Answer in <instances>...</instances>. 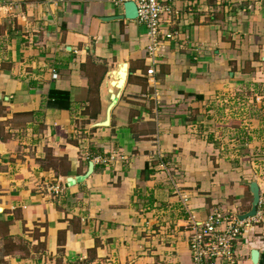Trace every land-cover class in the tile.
Returning <instances> with one entry per match:
<instances>
[{
  "label": "crops",
  "instance_id": "obj_1",
  "mask_svg": "<svg viewBox=\"0 0 264 264\" xmlns=\"http://www.w3.org/2000/svg\"><path fill=\"white\" fill-rule=\"evenodd\" d=\"M168 4L147 76L124 3L0 0V264H190L189 217L252 182L234 245L264 264V0Z\"/></svg>",
  "mask_w": 264,
  "mask_h": 264
},
{
  "label": "built area",
  "instance_id": "obj_2",
  "mask_svg": "<svg viewBox=\"0 0 264 264\" xmlns=\"http://www.w3.org/2000/svg\"><path fill=\"white\" fill-rule=\"evenodd\" d=\"M117 6L132 1L137 9V22L146 29L147 76L153 75L157 64L158 39L161 36L163 17L169 12L170 0H109ZM56 194L61 190L51 188ZM246 221L233 215L213 211L204 221L191 215L185 225L188 232L190 264H240L234 244L239 240Z\"/></svg>",
  "mask_w": 264,
  "mask_h": 264
},
{
  "label": "water",
  "instance_id": "obj_3",
  "mask_svg": "<svg viewBox=\"0 0 264 264\" xmlns=\"http://www.w3.org/2000/svg\"><path fill=\"white\" fill-rule=\"evenodd\" d=\"M137 17V9L135 4L132 1H128L124 3V15L123 18L128 19V20H134ZM118 76L120 77L119 83H113V86H117V88H120L122 85V80L125 77V71L124 68H121L120 71L118 72ZM116 88V87H115ZM109 105L107 106L106 109V117H105V121L100 123V125H107L108 124V119H109V114H110V110L116 100V95L115 94H111L109 96ZM92 167L93 164L90 163L89 164V168L88 171L86 173V176H88L91 171H92ZM71 181V179H69ZM250 192H251V196H252V201H251V206H250V210L239 216L240 220H244L247 218H252L255 216L256 211H257V206H258V202H259V192H258V187L257 184L255 182H252L250 184ZM255 257H256V253L253 252V261L255 262Z\"/></svg>",
  "mask_w": 264,
  "mask_h": 264
}]
</instances>
